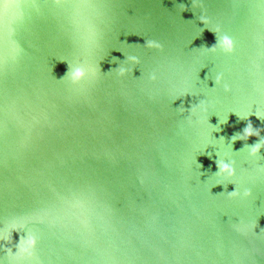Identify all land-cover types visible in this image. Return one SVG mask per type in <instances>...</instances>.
Instances as JSON below:
<instances>
[{
    "label": "water",
    "instance_id": "obj_1",
    "mask_svg": "<svg viewBox=\"0 0 264 264\" xmlns=\"http://www.w3.org/2000/svg\"><path fill=\"white\" fill-rule=\"evenodd\" d=\"M109 2L104 17L84 13L68 19L60 10L43 9L30 20L24 0L0 4V14L17 30L24 49L15 72L0 77V92L6 88L21 97L26 121L21 129L0 130V227L13 217L28 220L39 236L41 264H264V172L255 171L246 152L235 154L234 183L250 187L253 196L229 199L226 192L235 185L213 186L216 157L211 145L205 149L207 125L197 124L195 117L188 122V109L204 99L210 114L228 115L214 138L224 136L227 143L240 132L248 121L230 112L250 107L260 110L261 121L254 115L248 119L264 129V4ZM181 3L191 11L180 12ZM201 7L235 40L232 55L201 49L216 43L208 29L200 34ZM97 32L102 33L100 48L110 51L102 73L118 67L109 63L113 57L125 59L113 48L137 55L140 64L132 76L101 75L81 93H72L53 79L67 71V64L55 58H80ZM144 39L158 40L162 50L143 47ZM97 54L94 50L93 59ZM153 71L154 82L148 79ZM218 72L224 77L220 86L211 89L212 79L202 82ZM181 93L186 94L172 101ZM181 104L183 113L177 110ZM33 115L38 122L30 121ZM216 115L209 123L217 124ZM256 140L250 137L247 143ZM244 143L236 141L233 151ZM50 188L64 196L70 191L86 196L87 228L59 219V201ZM20 235L12 233L13 245Z\"/></svg>",
    "mask_w": 264,
    "mask_h": 264
},
{
    "label": "clouds",
    "instance_id": "obj_2",
    "mask_svg": "<svg viewBox=\"0 0 264 264\" xmlns=\"http://www.w3.org/2000/svg\"><path fill=\"white\" fill-rule=\"evenodd\" d=\"M5 0H0V4H3ZM26 4L29 5V15L30 20L33 15H42L43 9H48L49 11L55 13L57 10L64 12L66 17L69 19L76 15H81L84 13H92L99 17H104L106 15V10L111 7L109 0H24ZM202 2V0H201ZM197 3V0H193V6ZM260 4H264V0H259ZM180 6V12L191 11L183 3L178 4ZM193 12V11H192ZM195 14V12H193ZM197 19L203 25L199 28L200 34L204 29H208L216 36V43L208 48H201L205 53L208 54H222L225 56H230L235 50V40L231 35L224 32L219 24H212L207 12L201 7ZM199 34V35H200ZM125 35V34H124ZM129 35V34H127ZM125 35V36H127ZM17 30L10 25L6 24L5 18L0 14V77L7 78L9 75L13 74L18 66V63L24 52L23 47L16 39ZM102 33H96V39L93 44L85 49H82L80 58H67L64 56L55 58L59 62H65L67 64V71L63 77L60 79H53L58 82L65 84L70 92L81 93L88 86H91L96 79L101 75L114 74L117 78H125L132 76L133 68L140 64V59L137 55L125 53L123 50L118 48H113L111 50L121 52L125 59L123 61L116 60L115 57L112 58L109 63H116L118 67L110 69L108 72H101V62L109 55V52H103L100 48V39ZM125 44V43H121ZM129 45V44H127ZM139 45L140 44H135ZM131 46V45H130ZM143 47L150 49H156L158 51L162 50V44L158 40H145ZM94 50H99V54L95 55L93 59ZM52 72V68L50 69ZM148 79L150 81H156L158 79L157 73L155 71L149 73ZM212 79L214 81L215 87L222 84L224 79L223 73H216L214 77L206 75L204 81L207 85V80ZM224 92H229L230 87L227 83H223ZM186 93H181L173 97L172 101L183 97ZM192 94V93H187ZM194 95V94H193ZM21 97L17 94H10L5 88L0 92V130L7 133L9 130V125L12 128L21 129L26 123L24 115L21 114L20 101ZM24 104L27 105L28 102L25 100ZM177 110L181 113L185 111L183 104ZM189 120L191 123V117H195V122L197 124H205L208 128V136L210 137L209 143L205 146V149L210 145L213 147L215 152V164L217 171L213 174L217 177L216 185H223L225 189L228 184L235 185V189L230 192H226L229 199L241 198L249 199L253 196L252 189L250 187H240L234 183V178L236 177L235 161L233 156L237 153L246 152L247 157L256 163L255 171L264 172V165L258 162L264 160L261 157L260 152L264 149V136L261 132L264 129L254 127L252 122L248 119L250 116H255L261 121V112L258 108L250 107V110L244 113L230 112L235 114L239 120L248 121L246 126L240 131L233 134L225 143V137L220 136L218 139L213 137V133H219L221 131V125L227 123L228 115L221 119L214 113L209 112V103L202 99L199 103L194 104L188 109ZM27 113H25L26 115ZM38 115L46 116L43 113ZM216 115L218 117L217 124L213 125L209 123V117ZM30 121L38 122V116L33 115ZM28 122V121H27ZM250 137H256L257 140L253 144L249 145L247 143ZM236 141L245 142L243 147L239 151H233V144ZM204 149V150H205ZM204 154V152H203ZM12 158L15 159L13 152L11 153ZM208 157L211 158L213 153H207ZM7 159V154L5 160ZM200 168L201 165L197 164ZM212 186V187H213ZM50 190L56 195L59 201L58 217L61 220H67L69 222L76 221L81 226L88 227V200L86 196L81 192H69L66 196L60 195L55 192V189ZM257 226V220L254 224L250 225L252 230ZM23 233L20 235L18 242L13 245L12 233ZM264 232V229L260 230V233ZM259 233V234H260ZM0 241L5 243H0V264H41V261L36 256V247L39 241V236L36 232L30 229L29 221L23 217H13L7 224L0 227ZM6 245H13L12 247ZM13 247L15 251H13Z\"/></svg>",
    "mask_w": 264,
    "mask_h": 264
}]
</instances>
